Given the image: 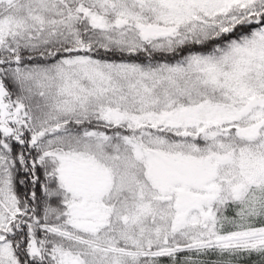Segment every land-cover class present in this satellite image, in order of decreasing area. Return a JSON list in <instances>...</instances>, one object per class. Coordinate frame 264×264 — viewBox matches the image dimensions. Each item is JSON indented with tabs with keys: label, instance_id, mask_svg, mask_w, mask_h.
Masks as SVG:
<instances>
[{
	"label": "snow or ice",
	"instance_id": "6c2138e0",
	"mask_svg": "<svg viewBox=\"0 0 264 264\" xmlns=\"http://www.w3.org/2000/svg\"><path fill=\"white\" fill-rule=\"evenodd\" d=\"M0 264H264V0H0Z\"/></svg>",
	"mask_w": 264,
	"mask_h": 264
}]
</instances>
